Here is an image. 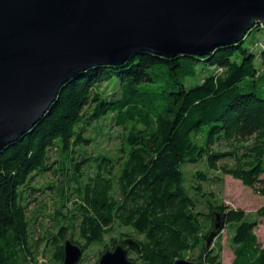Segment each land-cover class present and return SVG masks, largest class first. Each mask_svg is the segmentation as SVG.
<instances>
[{
    "label": "trees",
    "instance_id": "obj_1",
    "mask_svg": "<svg viewBox=\"0 0 264 264\" xmlns=\"http://www.w3.org/2000/svg\"><path fill=\"white\" fill-rule=\"evenodd\" d=\"M262 26L203 57L141 53L119 66L90 68L63 85L41 120L0 151V264H37L26 205L39 190L35 176L50 170L53 148L64 184L57 188L56 213L66 203L74 207L54 217L49 262L63 264L68 234L83 253L101 247L98 260L129 237L141 247L140 258L127 254L134 264H174L188 254L194 263L222 264L221 233L228 228L231 264H264L254 232L260 221H248L243 210L224 205L201 185L222 187L230 176L264 197V98L239 87L260 77L244 42ZM259 58L264 66V51ZM201 69L210 74L198 75ZM92 123L94 141L108 138L106 128L120 129L116 155L83 150L92 141L85 138ZM225 159L233 165L221 164ZM198 164L206 170L195 171L194 185L186 187L181 168ZM210 171L218 175L210 178ZM263 213L264 207L256 212L258 218ZM217 216L222 229L207 248Z\"/></svg>",
    "mask_w": 264,
    "mask_h": 264
},
{
    "label": "water",
    "instance_id": "obj_2",
    "mask_svg": "<svg viewBox=\"0 0 264 264\" xmlns=\"http://www.w3.org/2000/svg\"><path fill=\"white\" fill-rule=\"evenodd\" d=\"M264 25V0H0V151L30 131L79 73L141 53L203 57ZM222 229L219 216L207 248ZM123 237L97 264H134ZM63 264L83 251L63 244ZM174 264H202L178 259Z\"/></svg>",
    "mask_w": 264,
    "mask_h": 264
},
{
    "label": "rangeland",
    "instance_id": "obj_3",
    "mask_svg": "<svg viewBox=\"0 0 264 264\" xmlns=\"http://www.w3.org/2000/svg\"><path fill=\"white\" fill-rule=\"evenodd\" d=\"M244 46L248 48L254 55V66L258 72L259 78L249 79L246 78L239 84V87L242 88V92L255 91L259 96L264 98V66L259 58V55L264 51V26L259 30H253L249 33L244 42ZM210 74L208 70H199L198 75L204 76ZM255 81V82H253ZM198 82V81H197ZM189 83L187 82V86ZM199 83H191L192 86ZM103 89V87H102ZM94 123L87 128L85 138L93 139L94 133L92 131ZM100 127L95 130V133L100 134ZM104 131V129L102 130ZM108 135V138L97 137L96 140L89 141L84 144L83 150H85L89 155H96L107 153L111 156L116 155V150L121 144V139L119 134L121 133L120 129L111 127L103 132ZM98 136V135H97ZM220 150H225L222 147ZM58 156L56 149H52L49 152V164L50 170L45 172L42 175L35 176L33 179V187L39 189L31 193L28 198L26 209L28 212V217L30 218V245L33 247V256L37 264H54L49 262L51 260V255L53 249L50 246V240L47 239L48 236L56 234V221L55 218H61L60 214H65L67 209H72L74 207L73 203H66V206L60 209V214L57 215L56 211L59 208L60 203V193L57 191L62 183V175L59 172H56L58 168L57 161ZM221 164L233 165V161L225 159ZM185 178L186 187L188 185H194L190 182L192 174L197 170H206L204 164L198 165H186L184 168H181ZM91 171V169H90ZM70 173V172H69ZM209 177L217 176L218 174L214 171H210ZM224 184L222 187L219 183H201L203 189L206 192H212L219 198L224 205L232 209H241L247 214V220L250 222L260 221V225L254 230L255 234L258 237L260 246L264 245V213L258 218L256 212L264 207V197L257 195L252 189L244 187L238 180L232 179L230 176H225ZM261 179L264 180V174L261 176ZM53 187V188H48ZM121 233H130L129 229H118ZM231 235V231L228 228L221 233V263L222 264H231L233 255L229 248L228 237ZM65 240H68V234L65 235ZM110 237H106L105 241L108 242ZM102 251L101 247L91 246L83 253L82 257L84 260L79 264H96L98 261V252ZM135 253L129 255V258H135ZM191 254H188L185 260L191 259Z\"/></svg>",
    "mask_w": 264,
    "mask_h": 264
},
{
    "label": "flooded vegetation",
    "instance_id": "obj_4",
    "mask_svg": "<svg viewBox=\"0 0 264 264\" xmlns=\"http://www.w3.org/2000/svg\"><path fill=\"white\" fill-rule=\"evenodd\" d=\"M122 239H123V237H122ZM128 252L131 253V254L134 253V252H132V251H128ZM127 254H128V253H127ZM135 255H136V254H135ZM136 256H137V255H136Z\"/></svg>",
    "mask_w": 264,
    "mask_h": 264
},
{
    "label": "crops",
    "instance_id": "obj_5",
    "mask_svg": "<svg viewBox=\"0 0 264 264\" xmlns=\"http://www.w3.org/2000/svg\"><path fill=\"white\" fill-rule=\"evenodd\" d=\"M258 238V237H257ZM259 244H260V242H259ZM262 248H264V245L263 246H261Z\"/></svg>",
    "mask_w": 264,
    "mask_h": 264
}]
</instances>
